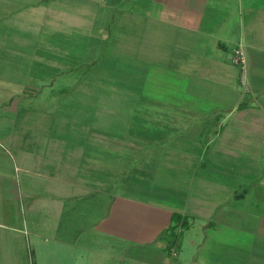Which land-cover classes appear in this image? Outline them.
Wrapping results in <instances>:
<instances>
[{
	"label": "crops",
	"instance_id": "obj_1",
	"mask_svg": "<svg viewBox=\"0 0 264 264\" xmlns=\"http://www.w3.org/2000/svg\"><path fill=\"white\" fill-rule=\"evenodd\" d=\"M1 12L0 264H167L173 212L201 232L190 264L206 229L264 240V0H0ZM75 52L107 54L123 129L94 109L53 136L47 106L30 104L72 64L95 67Z\"/></svg>",
	"mask_w": 264,
	"mask_h": 264
},
{
	"label": "rangeland",
	"instance_id": "obj_2",
	"mask_svg": "<svg viewBox=\"0 0 264 264\" xmlns=\"http://www.w3.org/2000/svg\"><path fill=\"white\" fill-rule=\"evenodd\" d=\"M0 16H3V12L0 13ZM9 20L0 21V27L5 26V24L8 23ZM72 53L70 54V57L72 58ZM75 56L81 55L84 58L87 57H94L96 56V63L94 68H85L87 66L86 64H79L74 63L70 66V70H67L64 72L65 74L57 77L55 79V83L51 86H45L42 87L41 91L37 94V99L33 98L31 99L30 104L36 105V103L39 105H45L48 108L46 119L49 121L51 119V125H53V136H66L65 133V124L67 118H64V116L70 117V124L79 125L81 122H91L93 119V116L91 115L93 110L95 109V119L100 120V124H106V125H112L114 127H125V124L127 122V110L125 107V103L121 105L119 109H112L111 104H120L123 102L114 100L115 98L112 97L111 94L115 93V89H112L110 85H107L110 81L108 74H109V62L107 63L106 58L107 54L103 53H95V54H78L74 53ZM84 67V68H83ZM121 72V69L118 70ZM56 72V71H54ZM0 73L5 76L11 75L10 70H3L2 66L0 65ZM117 73V72H116ZM86 77L88 79H85L87 82H90V85L87 86L84 83L81 85H76L75 83L82 80L83 77ZM84 79V78H83ZM85 80L83 82H85ZM118 81V80H117ZM121 82H126L125 78V71H124V79H120ZM31 83H34L33 81H30ZM121 82H116L122 85ZM17 83V82H16ZM73 83V84H71ZM115 83V82H114ZM113 83V84H114ZM15 84V83H14ZM77 86V88L72 89ZM117 86L118 88V94L125 93V86ZM4 86L0 85V90L3 89ZM15 88V92H18L16 90L19 89L20 86H11V88ZM23 87V86H22ZM22 87H20V91L22 92ZM34 87V86H32ZM123 87V89H122ZM66 91L62 94L60 92ZM20 93V92H19ZM94 99V101H93ZM97 99H101V105H102V111L101 114L97 112V109L95 108L97 105ZM28 102V101H25ZM100 102V101H99ZM125 102V101H124ZM66 105L69 106L67 111ZM110 105V106H109ZM107 107V108H106ZM109 109H112L114 111L112 114L109 113ZM88 112V113H87ZM87 113V115H85ZM38 118V119H37ZM34 121L40 120V116L34 117ZM130 120V117L128 118ZM1 121L5 122V119L1 117ZM97 121V120H96ZM10 121L7 123L9 124ZM3 124V123H2ZM50 124V123H49ZM60 126L63 127L62 131L60 132ZM60 130V131H58ZM78 131V130H77ZM79 137H77V132L71 135L70 134V141H77ZM12 152L16 154L17 152L15 149H12ZM232 168H235L231 165ZM170 176V175H169ZM230 178V176H227ZM244 176H240L238 174L237 176H232V179H241ZM165 182H160V185H164ZM150 193H159L158 189L156 191H149ZM153 197V196H149ZM164 201H170L172 198L169 197H158ZM260 200L264 201V197L260 198ZM258 211H261V214L264 215V203L262 204L261 208H258ZM238 230H235L233 228H210L206 229L203 233L208 236L207 244L203 248V250L199 253V259L197 264L200 263V256L203 258L202 264H207L206 262H210V264H244L242 260L244 257H251L259 256L260 260L253 262L252 264H264V240L261 239L258 243L255 245V239L248 233L243 232L238 235ZM201 236L200 229L197 228L192 229H184L182 231V234L179 235V240L181 241V248L179 249V254H177L173 257H171L170 260L166 261L170 262L171 264L174 260H182V264H190V256L193 255V243L194 240H198ZM179 255V256H178ZM28 256V253H27ZM170 256V255H169ZM253 256V257H254ZM29 257V256H28ZM206 259V262H205ZM137 264V263H134Z\"/></svg>",
	"mask_w": 264,
	"mask_h": 264
},
{
	"label": "trees",
	"instance_id": "obj_3",
	"mask_svg": "<svg viewBox=\"0 0 264 264\" xmlns=\"http://www.w3.org/2000/svg\"><path fill=\"white\" fill-rule=\"evenodd\" d=\"M188 226H189L188 219L185 215H182L179 212L172 213V224L169 226L168 231L170 234H174L175 238L172 239V241L168 244L167 247L168 255H170V250L172 248L175 249V252L177 254L179 246L176 238L179 237L180 234H182V231L184 229H188Z\"/></svg>",
	"mask_w": 264,
	"mask_h": 264
},
{
	"label": "built area",
	"instance_id": "obj_4",
	"mask_svg": "<svg viewBox=\"0 0 264 264\" xmlns=\"http://www.w3.org/2000/svg\"><path fill=\"white\" fill-rule=\"evenodd\" d=\"M231 59H232V62L239 67L241 83L245 87H247V84H246L247 61H246L245 52L240 44L233 48ZM175 255H176L175 249L172 248L170 250V258ZM167 264H171V261L168 262Z\"/></svg>",
	"mask_w": 264,
	"mask_h": 264
}]
</instances>
